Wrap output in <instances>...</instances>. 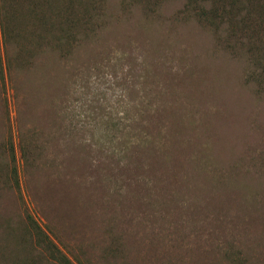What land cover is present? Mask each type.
Masks as SVG:
<instances>
[{
    "label": "rangeland",
    "instance_id": "1",
    "mask_svg": "<svg viewBox=\"0 0 264 264\" xmlns=\"http://www.w3.org/2000/svg\"><path fill=\"white\" fill-rule=\"evenodd\" d=\"M109 2L114 28L68 58L46 50L8 72L0 38V215H31L73 263L264 264V90L246 83L245 57L193 22L128 15ZM111 64L139 84L125 75L114 90L111 72L97 84ZM126 85L152 101L155 169L141 171L136 193L123 182L122 133L114 154L98 139L107 119L98 87L121 115ZM13 168L17 185L4 182ZM1 247L14 264V245Z\"/></svg>",
    "mask_w": 264,
    "mask_h": 264
},
{
    "label": "trees",
    "instance_id": "2",
    "mask_svg": "<svg viewBox=\"0 0 264 264\" xmlns=\"http://www.w3.org/2000/svg\"><path fill=\"white\" fill-rule=\"evenodd\" d=\"M175 1L117 0V5L128 15L139 11L143 16L163 17L161 19L163 23L182 21V25H189L193 22L211 31L218 44L223 45L224 51L237 57L241 54L245 57V81L248 84L255 82L257 92L263 93L264 0H183L181 8L173 15L166 16L163 7ZM113 23L114 15L109 0H0L3 66L8 72L29 69L37 54L46 50L56 51L62 58H68L73 51L75 53L77 49L99 42L105 31L114 28ZM116 62L120 65L119 59ZM253 64L255 68L252 67ZM117 65H108L110 66L108 72L98 74L97 84L106 83L108 80L104 77L110 72L115 79L114 90L123 87L127 76L133 86L139 84L138 79L141 76H135L131 70L121 76L123 80L121 81ZM257 69L260 71L257 72ZM0 72L3 77L1 59ZM133 86L126 85L127 108L123 109L121 115L106 99V92L102 87L98 89L105 100L103 106L97 94L95 98L98 107L106 109L107 117L105 128L98 133V139L100 141L107 138L108 142L112 143L114 154V141L118 139V133H122L123 142L119 145L120 151L123 152V182L129 187L132 183L136 193L140 191V186L144 182L141 171L154 172L155 160L152 162L147 160L155 151L154 141L149 138L151 131L145 122L152 117L150 109L148 110L152 101L147 93L142 99L138 97V88L136 90ZM109 87L113 88L112 84ZM118 102L120 103L119 98ZM98 118L102 123V118ZM95 125L99 130L100 125L96 121ZM134 161L150 164L152 168L144 170L136 167L131 171ZM10 175L11 178L7 174L4 182L12 179L14 185H17L15 168L11 169ZM108 180L112 184L117 183L114 170L108 176ZM136 196L142 198L139 194ZM117 238L119 239V235L112 238V243L116 242ZM3 242L14 245L13 251L18 256L14 264H81L80 259L75 256L73 263L29 214L9 219L0 215V264H9L1 247Z\"/></svg>",
    "mask_w": 264,
    "mask_h": 264
}]
</instances>
